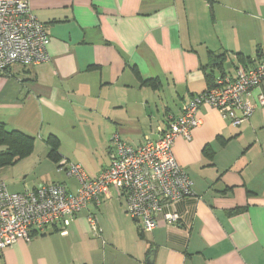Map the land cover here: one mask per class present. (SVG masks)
<instances>
[{"label":"crops","instance_id":"crops-1","mask_svg":"<svg viewBox=\"0 0 264 264\" xmlns=\"http://www.w3.org/2000/svg\"><path fill=\"white\" fill-rule=\"evenodd\" d=\"M30 7L46 25L50 60L0 75V122L33 137L34 149L0 169L33 161L40 179L12 191L0 178L12 193L42 184L77 191V180L50 157V136L62 159L97 177L114 159L115 133L132 146L156 139V127L217 78L264 60V0H30ZM199 117L191 141L174 146L194 193L164 208L178 213V222L160 215L145 234L112 190L111 199L76 215L67 236L51 226L1 251L0 264H149L152 252L153 264H264V107L240 127L208 106ZM91 149L101 157L86 159ZM236 208L246 210L230 215Z\"/></svg>","mask_w":264,"mask_h":264},{"label":"built area","instance_id":"built-area-1","mask_svg":"<svg viewBox=\"0 0 264 264\" xmlns=\"http://www.w3.org/2000/svg\"><path fill=\"white\" fill-rule=\"evenodd\" d=\"M49 44L46 25L32 12L30 0H0V75L15 65L48 62ZM263 85L264 60L255 59L240 65L234 74L217 78L211 88L185 104L179 116L157 126L156 139L146 137L142 144L132 146L115 133L110 139L114 159L97 177L91 178L81 164L62 159L58 171L77 180L75 193L61 184L12 193L0 182V252L20 240L30 243L57 224L60 234L67 236L76 215L91 202L100 206L111 199L112 190L125 200V212L139 230L152 233L165 207L194 195L192 179L174 157L176 141H191L201 125L199 114L204 106L220 112L234 127L242 126L264 107ZM255 91L260 94L253 102L250 96ZM179 219L176 212L163 215L168 224ZM90 224L94 234L100 235L98 220L92 217Z\"/></svg>","mask_w":264,"mask_h":264},{"label":"trees","instance_id":"trees-1","mask_svg":"<svg viewBox=\"0 0 264 264\" xmlns=\"http://www.w3.org/2000/svg\"><path fill=\"white\" fill-rule=\"evenodd\" d=\"M223 55L217 57L220 62ZM252 60L245 61V66ZM8 68L5 73H8ZM213 86V85H212ZM50 147V157L58 164L62 157L59 155V142L56 137L50 136L46 140ZM0 168L15 166L21 160L28 157L34 149V138L17 130H8L4 123L0 122ZM246 208H236L230 211V215H236L244 212Z\"/></svg>","mask_w":264,"mask_h":264},{"label":"rangeland","instance_id":"rangeland-1","mask_svg":"<svg viewBox=\"0 0 264 264\" xmlns=\"http://www.w3.org/2000/svg\"><path fill=\"white\" fill-rule=\"evenodd\" d=\"M68 150H71L72 146L71 145H67L66 147ZM0 147V151H1ZM91 151L94 152V156H91ZM86 155V159H96V158H100L101 157V153L99 151L96 150H90L85 152ZM41 152H37L35 158L37 159L38 156H41ZM50 165H52V162H48ZM34 167H35V162L33 161H24L22 163H20L19 165H17L15 167V170L13 171H7V169L0 171V178L4 179L6 181V183L9 185V187L11 188L12 191H18L21 190L24 187L27 186H31L33 185L35 182L38 183L40 179V172L39 171H34ZM43 167V166H42ZM56 169V167H55ZM57 172V170L55 171ZM54 172V173H55ZM103 172V171H102ZM58 176H62L65 175L63 173H58ZM126 211V210H125ZM162 211H160L161 213ZM165 213L160 214L162 217ZM160 215L158 216V218L160 217ZM130 217V216H129Z\"/></svg>","mask_w":264,"mask_h":264},{"label":"water","instance_id":"water-1","mask_svg":"<svg viewBox=\"0 0 264 264\" xmlns=\"http://www.w3.org/2000/svg\"><path fill=\"white\" fill-rule=\"evenodd\" d=\"M154 253H155V252H152V254H151V256H150V258H149V260H148V263H149V264H153V261H154Z\"/></svg>","mask_w":264,"mask_h":264},{"label":"bare ground","instance_id":"bare-ground-1","mask_svg":"<svg viewBox=\"0 0 264 264\" xmlns=\"http://www.w3.org/2000/svg\"><path fill=\"white\" fill-rule=\"evenodd\" d=\"M149 234V233H148Z\"/></svg>","mask_w":264,"mask_h":264}]
</instances>
